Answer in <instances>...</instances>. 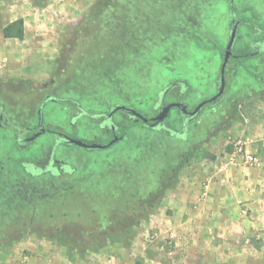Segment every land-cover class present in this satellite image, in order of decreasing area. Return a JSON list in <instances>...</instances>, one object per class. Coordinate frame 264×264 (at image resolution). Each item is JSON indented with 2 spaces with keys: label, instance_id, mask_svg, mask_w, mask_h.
<instances>
[{
  "label": "rangeland",
  "instance_id": "obj_1",
  "mask_svg": "<svg viewBox=\"0 0 264 264\" xmlns=\"http://www.w3.org/2000/svg\"><path fill=\"white\" fill-rule=\"evenodd\" d=\"M233 10L249 20L235 43L238 55L260 39L249 28L264 32V0H0V101L10 125L0 126V264H101V257L138 264L146 254L153 264H181L165 258L197 254L198 246L169 231V194L188 183L199 202L200 188L213 181L240 189L241 196L231 191L221 200L236 201L246 220L262 221L249 237L264 264V52L231 58L225 91L186 126L171 111L166 123L181 135L126 121L124 138L107 148L62 146L57 154H66L76 173L45 187L36 204L6 182V157L21 153L5 137L13 128L27 135L38 113L45 129L105 143L97 113L122 104L152 116L159 91L174 80L187 85L189 107L213 95ZM29 12L38 15L23 25L22 39L3 36L11 19ZM48 139L41 134L36 144ZM238 142L259 165L240 161ZM238 165L244 182L230 176Z\"/></svg>",
  "mask_w": 264,
  "mask_h": 264
},
{
  "label": "flooded vegetation",
  "instance_id": "obj_2",
  "mask_svg": "<svg viewBox=\"0 0 264 264\" xmlns=\"http://www.w3.org/2000/svg\"><path fill=\"white\" fill-rule=\"evenodd\" d=\"M234 9V5L230 6ZM232 11V10H231ZM230 29L225 39L223 45V51L221 54V67L217 77L215 92L210 97L201 99L196 103H193L191 107L187 104L191 101L189 89L184 82L180 80H174L167 84V86L159 91L158 98L155 101L157 105V110L154 115L147 116L139 111L135 106L131 105H117L109 111H103L97 113L95 124L100 128V132H105L109 139L105 143H86L80 140L74 139L69 134L63 130H52L45 129L40 125L41 115L38 113L36 115V123L33 127L28 128V134L23 136V129L13 128L11 135H6V139L14 145L16 151L21 153L17 157L7 156V180L11 184V191L13 190L16 195L30 196V201L38 202L36 196L40 195L45 187H50L56 182L59 183L61 180H72L74 174L76 173L77 166L68 160L66 154L59 153L58 150L62 146H79L92 149H104L109 146L114 145L117 141L124 138L123 134L119 133V128L126 126V121L136 122L137 125L149 129L151 131H165L170 135H181L176 129L174 130L168 123L166 119L169 113L176 110L181 117V125L186 126L188 121L194 115H197L206 104L215 103L225 91L226 82L228 74L226 72L229 66L230 59H240L241 57L253 58L264 52V32L257 28H249V31L260 36L253 38L251 42L248 43V51L243 54H235L234 47L236 40L239 35V31L242 26H246L249 21L242 13L234 11L230 13ZM242 14V15H241ZM227 51V52H226ZM225 54V56H224ZM222 87L221 93L217 95L219 87ZM171 95V98L167 100V97ZM45 98L55 101L54 98H50L47 95ZM0 101V126L6 127L9 125L8 119L5 117V107ZM77 107L81 109V106L77 101L74 103ZM42 107V104L40 105ZM79 114L86 112H80ZM121 113V119L114 121L112 116L115 113ZM10 126V125H9ZM134 123L130 125L133 127ZM11 128V129H12ZM126 131V130H125ZM49 133V139L46 143L36 144L37 138L41 134ZM185 137V136H184ZM185 139V138H184ZM30 149V156H24L22 152L24 150ZM5 168V164L0 162V170ZM36 198V199H35ZM28 202V201H26Z\"/></svg>",
  "mask_w": 264,
  "mask_h": 264
},
{
  "label": "crops",
  "instance_id": "obj_3",
  "mask_svg": "<svg viewBox=\"0 0 264 264\" xmlns=\"http://www.w3.org/2000/svg\"><path fill=\"white\" fill-rule=\"evenodd\" d=\"M37 15V12H29L28 15L24 13L19 18L23 19L24 27H26L27 19L36 18ZM15 19L17 17L11 19L10 22ZM25 33L26 30H24V35ZM239 158L242 161L240 156ZM241 167V165H238V170L233 167L234 172L231 171L230 176H232V179L244 182V177L239 176ZM206 176V174H203L201 180H205ZM220 176L222 175L220 174ZM196 188L186 183L185 186L172 190L169 194V209L166 210L172 213L171 216L167 215L168 228L171 234L176 231L179 234L184 233L182 236L179 235L178 238L197 245V254L189 252L188 254L180 253V255H177L176 251L174 255H168L165 259L175 263L180 259L181 264H190L192 261L201 262V264H250V262L258 264V259L254 255L257 250L252 244L254 239L249 236H251L254 227H262V221L246 220L240 214L241 208L236 204V201L227 202V199L221 200L220 197L231 191L234 192V196H241L240 189L238 190L237 187L234 189L231 187L225 188L219 181H213L205 186L204 191H201L200 188L202 198L198 202L199 191ZM194 202H197V204L192 206ZM141 256L138 264L158 262L156 258H151L147 254ZM99 260H101V264H104L105 261L111 264L125 263V258L121 257H112L111 259L101 257ZM108 262L107 264H109ZM68 263L72 264L71 261ZM75 263L76 261L73 264Z\"/></svg>",
  "mask_w": 264,
  "mask_h": 264
},
{
  "label": "trees",
  "instance_id": "obj_4",
  "mask_svg": "<svg viewBox=\"0 0 264 264\" xmlns=\"http://www.w3.org/2000/svg\"><path fill=\"white\" fill-rule=\"evenodd\" d=\"M23 19L17 18L9 23H7L2 28V34L6 38H19L22 39L24 36ZM123 134V133H121ZM69 226V225H68Z\"/></svg>",
  "mask_w": 264,
  "mask_h": 264
},
{
  "label": "built area",
  "instance_id": "obj_5",
  "mask_svg": "<svg viewBox=\"0 0 264 264\" xmlns=\"http://www.w3.org/2000/svg\"><path fill=\"white\" fill-rule=\"evenodd\" d=\"M236 155H239L242 158L244 164L250 166H257L260 164L259 159L250 151L247 150L246 145L238 142L235 146Z\"/></svg>",
  "mask_w": 264,
  "mask_h": 264
},
{
  "label": "water",
  "instance_id": "obj_6",
  "mask_svg": "<svg viewBox=\"0 0 264 264\" xmlns=\"http://www.w3.org/2000/svg\"><path fill=\"white\" fill-rule=\"evenodd\" d=\"M226 52H227V51H226ZM224 56H225V54H224ZM221 90H222V87L220 86L219 89H218V93H217L216 96H218V95L221 93Z\"/></svg>",
  "mask_w": 264,
  "mask_h": 264
}]
</instances>
